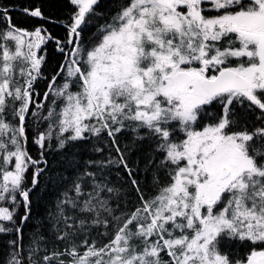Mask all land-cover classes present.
Listing matches in <instances>:
<instances>
[{"label": "snow or ice", "instance_id": "1", "mask_svg": "<svg viewBox=\"0 0 264 264\" xmlns=\"http://www.w3.org/2000/svg\"><path fill=\"white\" fill-rule=\"evenodd\" d=\"M69 3L66 39L13 24L0 5V234L15 233L0 264H264V0H119L107 18L100 0ZM23 12L47 20L40 7ZM50 41L63 59L49 79ZM29 117L47 125L31 139L37 157ZM53 140L64 188L26 247ZM113 169L139 200L130 211ZM234 242L249 250L233 253Z\"/></svg>", "mask_w": 264, "mask_h": 264}, {"label": "trees", "instance_id": "2", "mask_svg": "<svg viewBox=\"0 0 264 264\" xmlns=\"http://www.w3.org/2000/svg\"><path fill=\"white\" fill-rule=\"evenodd\" d=\"M119 0H100V5L97 11L103 12L105 14V18L109 16L111 13L117 10V4ZM0 5L10 7L12 10L10 15L12 17V23L26 29H31L33 26L43 25L46 27L54 37L59 39L67 38V30L65 23L68 22L70 16L75 11L74 6L69 3V0H0ZM40 7L44 17L47 20H41L39 18H32L24 14V8H35ZM211 14V13H209ZM102 22V21H101ZM6 28V24L2 18H0V30ZM95 31V27H89L84 35L86 37L85 43L89 42V39L92 33ZM46 48V62L42 66V72L45 76L51 77V75L55 74V71L59 67L61 60L63 59L62 55L56 50V45L54 41H50L45 46ZM62 82L58 79V83ZM48 84L47 79L39 80L35 85L37 92L41 93V98L43 92L46 90ZM37 111H42V113H46L47 108L45 107L43 110L37 109ZM29 130L27 135L29 137L28 150L30 151L33 157H37L38 151L37 148L31 143V139L36 131H42L46 128V124H41V128L39 130L34 127V118L29 117L27 120ZM106 139V137H105ZM119 140L122 144L127 143L129 140V135L123 134L119 137ZM91 147V143L88 145ZM103 147V145H99ZM76 147H80V145H76ZM152 145H150L147 141L143 142L142 145V153H133L132 159L135 160L138 155L147 154L151 150ZM114 154V153H113ZM62 153L57 152L55 150V140L52 141V149L47 153L48 167L45 172L38 177L39 184L38 186L31 192L30 198L33 200L32 207V218L25 225H23L24 237L23 243L27 247L29 244L30 238L32 237L33 231L36 228L37 224L41 222L47 215V212L51 211L55 213V202L56 198L59 196L60 192L63 190L64 185L59 183L58 177L62 172V165L60 163L62 159ZM107 156V150L104 153ZM85 158L92 159H100L102 158L98 153H89L87 151L84 152ZM145 167L144 163H141V169ZM33 175V169H29L26 173L27 184L26 186L31 185ZM151 172L145 173L143 171L140 172L139 176L141 179V183L148 193V195H155L156 189L153 188L151 184ZM110 179L113 181V186L118 189H121L120 193H117L118 196H122V193L127 192L129 196L127 197V210H132L138 203L139 200L135 194V192L131 188L130 182L127 180V175L121 169L119 174L116 173V170L113 169L112 175ZM161 183H167V179L161 174ZM19 198V197H18ZM3 206H7L6 204ZM23 208L21 207L19 210V215H23ZM19 215L16 217L17 223H19ZM43 234L48 236L47 229H44ZM15 238V233L12 234H0V261H2L8 254V241ZM106 242V241H105ZM50 247V246H49ZM230 251L238 254L239 256H243L248 250V245H241L238 242H234L230 246ZM25 255H27V251H25ZM39 255H43V252L39 253Z\"/></svg>", "mask_w": 264, "mask_h": 264}, {"label": "rangeland", "instance_id": "3", "mask_svg": "<svg viewBox=\"0 0 264 264\" xmlns=\"http://www.w3.org/2000/svg\"><path fill=\"white\" fill-rule=\"evenodd\" d=\"M211 14H214V13H211ZM166 258V257H165Z\"/></svg>", "mask_w": 264, "mask_h": 264}]
</instances>
